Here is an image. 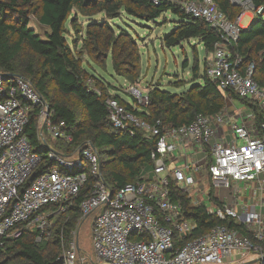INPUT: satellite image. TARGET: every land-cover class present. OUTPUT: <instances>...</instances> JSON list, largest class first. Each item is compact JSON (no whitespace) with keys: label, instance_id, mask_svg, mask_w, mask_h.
<instances>
[{"label":"built area","instance_id":"built-area-1","mask_svg":"<svg viewBox=\"0 0 264 264\" xmlns=\"http://www.w3.org/2000/svg\"><path fill=\"white\" fill-rule=\"evenodd\" d=\"M193 18L203 20L215 29L219 41L206 59L205 75L230 100L228 92L256 104L264 114V87L254 80L255 65L231 52L239 38V20L230 21L212 0H169ZM235 5V4H234ZM245 10L260 14L250 4ZM0 74V246L22 234V226L40 233L36 242L50 235L53 219L65 213L76 200L88 177L94 179L92 193L79 205L82 218L92 217L91 247L96 260L106 264H244L251 256L256 264L264 263V215L261 206L242 205L238 212L221 202L217 189L228 191L235 202L239 184L255 189L264 185V122L256 127L244 112L241 122L231 117L198 115L189 125L163 126L141 120L117 101L106 100L113 128L133 135L140 131L156 139L151 154L153 169L135 184L112 191L103 181L99 155L91 147L74 156H61L49 149L46 138L70 142L64 123L53 124L50 108L42 96L22 77L4 79ZM88 88L100 94L91 79ZM135 110L148 104L147 95L131 88ZM37 109V137L47 148V157L55 163L49 171L24 187L40 163L24 135L33 109ZM248 111L247 109L245 112ZM228 129L231 141L227 142ZM200 157L199 160H194ZM180 163L170 168V163ZM87 167V172L68 174L74 168ZM190 199L192 206L209 203L210 192L222 206L209 204L207 213L220 220H232L239 229L219 225L204 235L175 248L174 235L185 238L195 226L183 220L179 200L172 198L170 182ZM75 235V233H73ZM249 235V237L247 236ZM134 237L143 239L134 240ZM78 242L73 237L62 255L64 264H77ZM80 250V249H79Z\"/></svg>","mask_w":264,"mask_h":264},{"label":"trees","instance_id":"trees-1","mask_svg":"<svg viewBox=\"0 0 264 264\" xmlns=\"http://www.w3.org/2000/svg\"><path fill=\"white\" fill-rule=\"evenodd\" d=\"M212 1L230 21H235L242 14V9L230 0ZM250 4L254 9L264 11V0H250ZM168 13L176 20L173 21L172 31L162 37V47L171 49L184 42L196 41L206 54L212 53L219 41L216 30L203 20L187 15L169 0H0V74L27 80L49 106L50 121L53 124L64 123L63 130L71 141L46 138L47 147L61 156L71 157L91 146L99 155L102 179L113 192L135 184L142 176L151 173V154L155 151L156 139L146 138L140 131L130 135L113 128L108 117L107 99L117 101L150 125L159 121L163 126L173 127L189 125L198 115H221L226 108L225 96L217 89V84L205 75L206 62L202 74L198 73L197 63L192 67L194 78H200L201 83L192 84L180 94H172L160 86L153 87L147 93L148 104L140 110L133 108L136 104L134 98L129 103L116 93L111 94L110 88L115 87L83 66V57L87 58L90 66H96L102 72H106L110 64L114 75L135 83L141 60L137 41L125 30L119 27L115 30L114 21L126 15L144 22H155ZM78 15L88 19L82 34V29H78L76 24ZM98 15L102 18L94 20ZM263 16L264 12L255 15L246 28H241L237 43L231 47V52L242 58L244 66L249 63L255 65L253 80L260 87H264ZM30 17L48 29L46 40L40 39L29 27ZM67 23L77 36L72 46L66 39ZM89 79L100 94L88 88ZM228 96L254 113L256 127L264 122V114L256 104L240 99L232 92H228ZM37 112L34 108L24 135L41 161L24 187L55 166L47 157V148L38 140ZM87 171L85 166L67 173ZM93 186L94 179L89 176L76 200L65 213L53 219L50 235L40 242H36L40 232L24 226L19 238L4 241L0 246V264H64L62 255L69 249L73 233L85 220L92 218L83 219L79 205L92 193ZM170 190L172 198L180 201L183 220L195 226L185 238L174 235L175 248L219 225L237 228L246 235L240 224L220 220L207 213L209 204L222 206L212 190L209 203L199 206H192L188 196L172 181ZM137 239L143 237H134V240Z\"/></svg>","mask_w":264,"mask_h":264},{"label":"rangeland","instance_id":"rangeland-1","mask_svg":"<svg viewBox=\"0 0 264 264\" xmlns=\"http://www.w3.org/2000/svg\"><path fill=\"white\" fill-rule=\"evenodd\" d=\"M230 1L242 9L243 14L239 20V26L241 28H246L255 17L252 11L245 10V7L249 5V0ZM263 12L260 14L262 15ZM101 18L102 15H98L93 19L100 20ZM175 20L176 18L168 13L155 22H144L126 15L114 21L115 30L119 27L131 34L137 41L141 60L140 73L135 83H130L123 77L114 75L110 64H108L107 71L102 72L98 67L90 66V64L86 62L87 58L83 57V66L87 71L95 74L97 77L103 78L105 82L114 86L115 89L110 88L111 94L116 93L122 100L129 103L131 102V98H135V94L131 92V88L137 89L143 96L147 95V93L156 86H160L163 90L172 94L183 93L192 84L201 83L200 78H194L192 67L197 63L199 67L198 73L202 74L204 62H206V59H208L210 55L206 54L203 47L196 41L184 42L181 46L171 49L162 47L161 39L164 35L172 31L173 21ZM76 22L78 29H82V34L83 28H85L88 23V19L78 15ZM66 26L68 30L66 39L72 46V42L76 40L77 36L69 23H67ZM29 27L34 30L40 39L46 40L45 33L48 32V29L38 24L34 17H30ZM185 64L186 67H184ZM194 79L195 81H193ZM230 100L226 99V104L229 103ZM233 108L240 112H244L245 118L249 119L248 122L254 119V113L240 101L235 100L234 107H228L230 111ZM245 108L248 111L245 112ZM199 159L200 157H196L194 160L197 161ZM176 165L179 166L180 164L177 163ZM216 191L220 201L224 202L228 191L223 188H219ZM91 223L92 218L85 220L82 225L78 227L75 235H73L80 249L77 255V264H106L104 262L99 263L93 253L90 237Z\"/></svg>","mask_w":264,"mask_h":264},{"label":"crops","instance_id":"crops-1","mask_svg":"<svg viewBox=\"0 0 264 264\" xmlns=\"http://www.w3.org/2000/svg\"><path fill=\"white\" fill-rule=\"evenodd\" d=\"M229 106L234 107V101L230 100L229 103L226 104V108L224 111V115L227 117H231V123L238 124L241 122L240 115L242 112L236 110L235 108L231 109V111L228 109ZM246 110V108H245ZM222 132L226 134V140L227 142L231 141V135L228 132V129L226 127H223L221 129ZM178 163V162H177ZM180 164V163H178ZM176 166V163H170V168H173ZM238 188L240 189L239 198L237 199V202H235L230 196H228V193L225 197L224 203H227L234 207L238 212L241 211L242 205L251 207L253 205H256L257 207L261 206V212L264 215V185L262 188L255 189L250 184H239ZM256 259L251 256L249 260L244 264H256Z\"/></svg>","mask_w":264,"mask_h":264},{"label":"water","instance_id":"water-1","mask_svg":"<svg viewBox=\"0 0 264 264\" xmlns=\"http://www.w3.org/2000/svg\"><path fill=\"white\" fill-rule=\"evenodd\" d=\"M3 78L6 80V79H9L10 77H3ZM77 250L79 251V248Z\"/></svg>","mask_w":264,"mask_h":264}]
</instances>
